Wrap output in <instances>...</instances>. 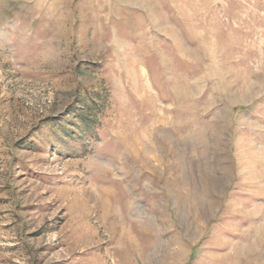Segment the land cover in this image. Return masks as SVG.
Wrapping results in <instances>:
<instances>
[{
    "label": "rangeland",
    "instance_id": "1",
    "mask_svg": "<svg viewBox=\"0 0 264 264\" xmlns=\"http://www.w3.org/2000/svg\"><path fill=\"white\" fill-rule=\"evenodd\" d=\"M0 264H264V0H0Z\"/></svg>",
    "mask_w": 264,
    "mask_h": 264
},
{
    "label": "trees",
    "instance_id": "2",
    "mask_svg": "<svg viewBox=\"0 0 264 264\" xmlns=\"http://www.w3.org/2000/svg\"><path fill=\"white\" fill-rule=\"evenodd\" d=\"M74 113V112H72ZM70 114V113H69ZM77 120H80L82 125L90 128L93 126V124L96 122V109L94 105L85 104L82 103V108H80V111L75 116Z\"/></svg>",
    "mask_w": 264,
    "mask_h": 264
}]
</instances>
